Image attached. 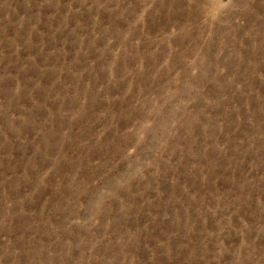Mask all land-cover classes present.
<instances>
[{"label":"rangeland","instance_id":"rangeland-1","mask_svg":"<svg viewBox=\"0 0 264 264\" xmlns=\"http://www.w3.org/2000/svg\"><path fill=\"white\" fill-rule=\"evenodd\" d=\"M0 264H264V0H0Z\"/></svg>","mask_w":264,"mask_h":264}]
</instances>
